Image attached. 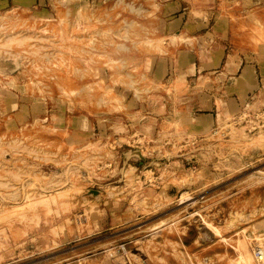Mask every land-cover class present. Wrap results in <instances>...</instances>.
Returning a JSON list of instances; mask_svg holds the SVG:
<instances>
[{
  "label": "rangeland",
  "instance_id": "rangeland-1",
  "mask_svg": "<svg viewBox=\"0 0 264 264\" xmlns=\"http://www.w3.org/2000/svg\"><path fill=\"white\" fill-rule=\"evenodd\" d=\"M169 2L0 0V264H255L264 0H219L245 78L188 74Z\"/></svg>",
  "mask_w": 264,
  "mask_h": 264
},
{
  "label": "crops",
  "instance_id": "crops-1",
  "mask_svg": "<svg viewBox=\"0 0 264 264\" xmlns=\"http://www.w3.org/2000/svg\"><path fill=\"white\" fill-rule=\"evenodd\" d=\"M234 1L227 0L228 5H231ZM241 1H243L247 8H254L263 0ZM185 4L187 5L186 12H180L178 16L174 15L173 18L166 22V28L169 31L180 28L181 30L177 33V36L183 34L192 38L189 42H182L175 45V50L177 52L180 50L188 51L189 55L195 56V62H188V68L186 70L188 74H192L194 71L195 73L214 71L225 61V58L227 62L226 71L235 72L240 70L242 72L240 77L243 78H245L244 76H246L245 74L247 72L257 71V68H259V70L261 69L262 64L258 53H243L240 50H236L234 45L230 42L232 22L230 19L226 21L221 15L217 16V14L220 13L219 0H195V2H192V5L189 4L188 0H171V2L166 4L165 8L168 6L173 8L172 11H178ZM193 8L201 9L202 12L205 13V16H203L204 18H195L191 14ZM260 25H262V23L253 24L249 27L252 31H258L257 33L260 32L259 36L249 37L255 45V48L263 50L264 30L263 32L260 31ZM188 26L191 27V30L188 29ZM202 37L208 39V43H203L201 40ZM199 42H201L204 50L201 49ZM231 45H233V47ZM201 50H203V52ZM210 55H212V57L209 61ZM198 57H200V59H198ZM181 67L184 69V65Z\"/></svg>",
  "mask_w": 264,
  "mask_h": 264
},
{
  "label": "built area",
  "instance_id": "built-area-1",
  "mask_svg": "<svg viewBox=\"0 0 264 264\" xmlns=\"http://www.w3.org/2000/svg\"><path fill=\"white\" fill-rule=\"evenodd\" d=\"M251 250L256 259L255 264H264V244H254V247H251Z\"/></svg>",
  "mask_w": 264,
  "mask_h": 264
},
{
  "label": "bare ground",
  "instance_id": "bare-ground-1",
  "mask_svg": "<svg viewBox=\"0 0 264 264\" xmlns=\"http://www.w3.org/2000/svg\"><path fill=\"white\" fill-rule=\"evenodd\" d=\"M2 17H5V16H4V14H3V16H2ZM11 39H14V37H12ZM137 154H138V152H137Z\"/></svg>",
  "mask_w": 264,
  "mask_h": 264
}]
</instances>
